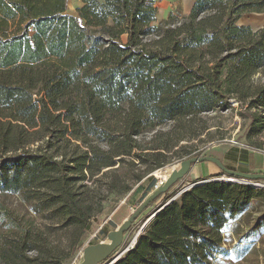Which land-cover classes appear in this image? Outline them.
I'll return each mask as SVG.
<instances>
[{"label": "trees", "instance_id": "16d2710c", "mask_svg": "<svg viewBox=\"0 0 264 264\" xmlns=\"http://www.w3.org/2000/svg\"><path fill=\"white\" fill-rule=\"evenodd\" d=\"M192 4L155 23L153 0H82L72 15L68 0H0V264H67L95 216L191 157L177 146L209 129L203 114L238 101L254 133L264 130V84L252 81L264 72V27L237 23L264 13V0ZM260 207L264 187L196 183L111 264L242 259L244 239L264 232Z\"/></svg>", "mask_w": 264, "mask_h": 264}, {"label": "rangeland", "instance_id": "374dc122", "mask_svg": "<svg viewBox=\"0 0 264 264\" xmlns=\"http://www.w3.org/2000/svg\"><path fill=\"white\" fill-rule=\"evenodd\" d=\"M72 1L73 0H71V2ZM72 3L74 4L75 2ZM240 17L238 23L250 25L252 31L264 27V13L256 14L254 12H249ZM252 81L254 84H264V72L255 73ZM229 106L231 107L227 109L209 111L208 113L203 114L201 117L203 120L207 121L209 129L194 139L181 140L177 147L180 145H187L191 157L214 155L229 168L236 171L245 172L247 170H252L251 173H264V130L260 133H254L250 120L240 114V110H243L244 108L241 107L238 101L231 100ZM168 127L169 124H164L156 129L165 130ZM149 136L150 133L145 134L142 138L147 140L149 139ZM177 163L178 160H173L172 163L166 164V166L161 169L171 168ZM199 163H206L205 165H207L212 172L211 177H227L226 174H219L220 169L214 163L204 161ZM158 170L160 169L154 170L151 172L149 178L142 182H138L133 186L131 192L127 195L129 200L124 198L109 214H99L88 223L83 246L95 243L96 241L105 240L107 232L116 228L124 218L131 214V211L144 200L145 196L150 193L152 189H154L155 182H153V179H157V182L158 180H162L159 177H156V172ZM191 170H193L194 173L192 176L187 175L181 178V180L169 188L165 195H161L158 200L152 203L150 208L140 214L138 219L130 226L127 232H125L123 245L120 247L119 251L124 250V248H127L131 244L133 246L136 244V239L142 231L143 225L145 227V225L151 221L155 209L165 203L168 199L172 197L176 198L182 187L188 185L190 182L196 181L195 179H200L199 177L201 175L205 176L206 174L204 171L197 172V170H199L197 164L194 165ZM201 179L204 180L203 178ZM256 183H258L257 186L264 187V181H256ZM2 200L19 210L22 208V205L14 195H5L2 197ZM260 208L264 209L263 207ZM245 231L246 228L242 227L238 231V236L232 235L231 237L233 238V241L226 238L227 240L222 243L223 247L228 249L233 243H237V237H242ZM244 240H251L252 244L248 253L242 259L237 260L232 256L226 258L220 257L218 260L221 262L217 264H264V232L257 234L251 232V234ZM83 246L67 264H77L81 260L80 255ZM102 264H107V262Z\"/></svg>", "mask_w": 264, "mask_h": 264}, {"label": "water", "instance_id": "95a60500", "mask_svg": "<svg viewBox=\"0 0 264 264\" xmlns=\"http://www.w3.org/2000/svg\"><path fill=\"white\" fill-rule=\"evenodd\" d=\"M212 162L224 173L227 177H219L213 176L207 180H196L190 182L188 185H185L178 192L180 194L183 190L196 185V183L205 182V181H233V182H242L245 184H250L252 186H257L258 183L256 181H264V173L263 172H244V171H236L230 168H227L220 159L215 157L214 155H203V156H195L188 157L180 160L175 167L163 178L156 188L152 189L150 193H148L144 200L138 204V206L131 211V214L124 218L123 221L116 226V228L109 230L106 234V239L101 241H96L95 243L86 244L83 246L81 250L80 258L81 260L77 264H102L103 262H107V264H111L114 260L120 257L124 250L119 251L120 247L123 245V238L125 232L130 228L133 222L142 214L144 209L157 197L161 195H165L169 188L174 185L176 182L181 180V178L189 175L191 169L194 167L195 163L199 162ZM174 197L168 199L165 203L161 204L157 209L154 210V214L158 212L161 208L167 205L170 201H172ZM153 214V215H154ZM144 228V225L143 227Z\"/></svg>", "mask_w": 264, "mask_h": 264}, {"label": "crops", "instance_id": "0c3cea01", "mask_svg": "<svg viewBox=\"0 0 264 264\" xmlns=\"http://www.w3.org/2000/svg\"><path fill=\"white\" fill-rule=\"evenodd\" d=\"M153 1H154V5L157 8L155 23H159L162 19L167 18V16L169 14H174V15L175 14H177V15L188 14L192 5H193L192 4L193 0H153ZM72 2H75L74 3L75 5ZM72 2H71V0H68V5H67V13L71 14V15L76 13V9L81 5L82 0H73ZM256 14H259V13H256ZM260 14H262V13H260ZM237 23H238V21H237ZM239 25H244V24H239ZM247 26H250V25H247ZM196 164H197V166H199V170H197V172L198 171H200V172L204 171L206 173L205 176L201 175L200 177H202V178L208 177V176H210V174H212L210 168H208L207 165H205L206 163H203V164L196 163ZM193 170L190 171V173H189L190 176H192V174H194Z\"/></svg>", "mask_w": 264, "mask_h": 264}, {"label": "bare ground", "instance_id": "6f19581e", "mask_svg": "<svg viewBox=\"0 0 264 264\" xmlns=\"http://www.w3.org/2000/svg\"><path fill=\"white\" fill-rule=\"evenodd\" d=\"M175 166H172L171 168L166 169H160L156 172V177H159L160 179H163L166 177V175L174 168Z\"/></svg>", "mask_w": 264, "mask_h": 264}, {"label": "built area", "instance_id": "2783aa9c", "mask_svg": "<svg viewBox=\"0 0 264 264\" xmlns=\"http://www.w3.org/2000/svg\"><path fill=\"white\" fill-rule=\"evenodd\" d=\"M156 183H155V185H154V188H156L158 185H160L159 183H161L159 180H158V182H157V179H156V181H155ZM134 244V243H133ZM130 247H133V245L131 244V245H129ZM127 247V248H130V247ZM127 248H125V249H127Z\"/></svg>", "mask_w": 264, "mask_h": 264}]
</instances>
